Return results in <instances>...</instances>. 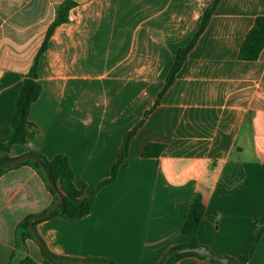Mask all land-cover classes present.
<instances>
[{
    "label": "crops",
    "instance_id": "obj_1",
    "mask_svg": "<svg viewBox=\"0 0 264 264\" xmlns=\"http://www.w3.org/2000/svg\"><path fill=\"white\" fill-rule=\"evenodd\" d=\"M65 1L0 0V158L21 84ZM69 1L76 6L38 63L42 93L29 119L39 131L8 152L13 159L66 156L75 184L86 196L96 191L85 218L35 225L49 250L68 259L159 264L171 248L190 243L182 228L199 193L206 206L200 245L227 258L247 254L264 226V49L256 62L240 61L238 52L264 16V0L220 1L107 184L124 135L155 104L211 0ZM149 143L165 146L158 158L142 155ZM53 201L29 165L0 175V264L26 257L46 264L37 242L18 245L17 227ZM175 264L216 263L187 256ZM247 264H264V234Z\"/></svg>",
    "mask_w": 264,
    "mask_h": 264
},
{
    "label": "trees",
    "instance_id": "obj_2",
    "mask_svg": "<svg viewBox=\"0 0 264 264\" xmlns=\"http://www.w3.org/2000/svg\"><path fill=\"white\" fill-rule=\"evenodd\" d=\"M220 1L221 0H211V2H209L207 8L205 9L202 22H200V25L194 33L191 42L188 45L182 46L177 50L174 57V64L168 73L164 89L160 92L153 107L146 113H144L143 117L135 125V127L131 129L126 135H124L118 154V159H116L111 169V176L107 181L105 180L101 184H107L116 180L120 166L129 156L130 143L132 139L144 126L149 114L152 113V111L160 105L165 92L168 91V89L171 87V85L175 81L179 70L184 66L185 62L187 61L189 53L192 51L195 45H197L201 35L207 28L208 24L212 21V18L214 16V13L216 12L218 5L220 4ZM75 6L76 3L71 2L69 0L63 2L59 6L57 14L55 15V19L49 26L46 33V37H44V40L42 41V44L35 56V59L33 60L32 66L21 84L19 95L16 101L15 111L12 117V129L10 134L5 139V149L0 158V164L11 159V157L8 155V152L12 146L26 144L39 131L38 126L35 123L31 122L29 119L31 107L42 93V87L39 82L38 63L41 56L47 51L49 40L54 35L57 27L68 21V14H70V11ZM263 49L264 16H258L257 18H255L254 24L247 32L242 42L241 48H239L238 59L240 61L256 62L260 58ZM164 149V145L149 143L144 148L142 155L144 157L158 158L162 154ZM31 154L35 155L36 158H38L45 165L51 176V181L58 189V192L63 195L64 200L63 202H61L60 206L55 211L52 217H63L66 220L73 222L79 219L81 220L88 216L92 212L93 205L95 204L96 191H93L89 196H86L85 186L78 187L75 184V173L71 167L69 159L66 156L62 155H57L52 159H48L37 152H32ZM21 165H29L33 167L36 172L40 175L46 188L51 192L52 196L54 197V201L49 207L50 209L55 204V202H58L59 197L58 194L47 183L45 179L46 177L40 166L36 163V161L26 159L15 166L11 165L4 168L0 172V175H2L11 168L13 169ZM49 209L43 211L40 214L29 215L18 225L17 237L19 246H21L28 238L36 242L29 228L30 220L41 214L46 213ZM205 211L206 206L203 202L202 197L199 195V193L195 194L191 203L190 210L188 212L187 220L182 228L183 234L189 236L190 243L187 245H179L174 248H171L168 253L164 255V257L160 260L159 264H163L166 257L178 249L190 247L198 248L202 246L198 242L197 234H199V230L201 228L203 218L205 216ZM38 223H40V221H36L34 223V227ZM263 234L264 226H261L256 231L249 252L236 259L238 264L248 263V261L254 255L256 246L259 242L260 237H262ZM42 255L46 264H60L54 262V260L47 257L44 252H42ZM187 256H195L197 258L207 259L212 263L220 264L218 261H215L207 256L196 254V252H186L183 254L176 255L173 258L171 257L167 264H175L179 259ZM95 260H101V258H97ZM101 261L111 262L108 260ZM21 264H34V261L31 258L26 257L22 260Z\"/></svg>",
    "mask_w": 264,
    "mask_h": 264
},
{
    "label": "water",
    "instance_id": "obj_3",
    "mask_svg": "<svg viewBox=\"0 0 264 264\" xmlns=\"http://www.w3.org/2000/svg\"><path fill=\"white\" fill-rule=\"evenodd\" d=\"M26 159H31V160L36 161V163L42 169V171H43V173H44V175L46 177L45 179H46L47 183L58 194V197H59L58 202H55V204L46 213L41 214V215H39V216H37L35 218H32L30 220L29 228H30V230H31L36 242L40 246L41 251L44 252V254L47 257H49L50 259L54 260V262H57V263L114 264V263H111V262H104V261L95 260V259L78 260V259L59 258V257H56L49 250L48 246L43 241V239L40 237V235L38 234V232L36 231V229L34 227V223L36 221H43V220H46V219H49L50 217H52L53 214L55 213V211L60 206L61 202H63V200H64L63 195L60 192H58V189L56 188V186L51 181V176L49 174V171L47 170L45 165L38 158H36L35 155L28 154V155H25V156L17 158V159L11 158V159L3 162L2 164H0V172L4 168H6L8 166H11V165L15 166V165L23 162ZM186 252H196V254L207 256V257H209V258H211V259H213L215 261H218L220 264H238V262H237V260L235 258H227V257L219 256V254L212 252L211 250H209L205 246H201V247H198V248L190 247V248L178 249V250L174 251L173 253H171L169 256H167L163 264H167L171 257L173 258L176 255L183 254V253H186Z\"/></svg>",
    "mask_w": 264,
    "mask_h": 264
}]
</instances>
